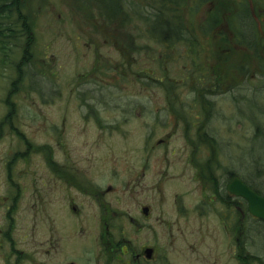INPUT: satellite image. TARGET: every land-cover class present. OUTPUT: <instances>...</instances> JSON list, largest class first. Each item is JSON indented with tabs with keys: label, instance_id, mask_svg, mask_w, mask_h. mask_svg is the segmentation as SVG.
I'll list each match as a JSON object with an SVG mask.
<instances>
[{
	"label": "rangeland",
	"instance_id": "rangeland-1",
	"mask_svg": "<svg viewBox=\"0 0 264 264\" xmlns=\"http://www.w3.org/2000/svg\"><path fill=\"white\" fill-rule=\"evenodd\" d=\"M21 1L33 62L11 96L24 38L0 41V264H242L222 196L264 149L251 150L264 133V0H122L124 21L105 0ZM161 7L183 39L153 35L145 16ZM1 19L20 34L17 12ZM257 33L256 50L245 40ZM246 216L243 244L264 258V221Z\"/></svg>",
	"mask_w": 264,
	"mask_h": 264
},
{
	"label": "trees",
	"instance_id": "trees-1",
	"mask_svg": "<svg viewBox=\"0 0 264 264\" xmlns=\"http://www.w3.org/2000/svg\"><path fill=\"white\" fill-rule=\"evenodd\" d=\"M108 1H110L111 3H109ZM205 1H209V0H205ZM115 2H116V5H114ZM164 2L165 1L162 0V3H164ZM166 3L167 2H165V4ZM21 4H22L21 0H10V2H4V3L0 4V20H2L1 19L2 17H6L7 19L8 18L11 19L14 12H17V17L19 18L18 20H19V22H21V30L19 31L20 32L19 35H17V30L11 24H9L7 26L8 28L6 27L3 29H0V41L2 43H5L6 42L4 39L5 37L8 38L9 40H11L12 38H15L17 36H21V38H24L23 43L25 44L22 46V48H23L22 57L20 58V61L17 62V64H16L18 73H17V77L12 82L13 87L9 93V96H11V94L13 93V90L18 89L17 87H15V85L16 84L18 85V82L24 80V78L26 77L25 67L26 66L29 67L31 62H33V51L31 48H32L35 33L33 31L31 21H29L26 18L25 12H23ZM244 4L246 5V9L248 10V13H249V16L247 19V20H249V23H247V25L249 26V28L251 26L256 27L255 20L252 16V13H251L248 5L245 2H244ZM102 5H103L102 6L103 8L109 9V14H108V10H107L106 15H109V16L112 15V16H114L116 18H120V19L122 18V21H124V18L129 19L131 17V14L123 8L122 0H105ZM167 5H168V3H167ZM167 7L169 8V6H167ZM153 13H154L153 18H150L149 16H145V18H147V20L151 24L150 30H151V32H153L154 36L157 35V36H161L162 38L167 39L170 37V35L172 36V34H174V35L176 34L177 39H183V37H185V33L183 31H181L180 28L177 30V32H175L174 30H173V32H171V29H172L171 23H172V20H174L176 18L175 15H174V19L171 18L167 14V11H165L163 9V7H161V10L159 9L158 12H157V10L155 11V9H154ZM132 16H133V14H132ZM120 19H119V21H120ZM14 22H16V21H14ZM2 24L3 23L0 22V27H2L1 26ZM4 29H6V31H7L6 35L3 33ZM256 32H259L257 30V27H256ZM257 41H258V33H257V36H255L253 39L245 40L246 45L248 47L256 49V50H257V45H258ZM5 48H6L5 46L2 47L3 50H5ZM8 51H9V49L7 50V52ZM8 53H7V55H8ZM221 64L223 66V64H225V62H223ZM208 90H210V89H208ZM205 100H206V102L204 103L203 106H205V118L208 120L210 118V115H211V109L207 107V104H209L208 103L209 101L207 99H205ZM248 100L251 101L252 98H250ZM251 102L254 103V100ZM256 104H259V102L257 103V101H256ZM0 128L2 129L1 125H0ZM201 137H202L203 143H205L206 145L209 144V146L211 148H213V151H215L214 149H216V151H217L218 148L213 146L214 145L213 143L216 141V139L212 138L209 134H208V138L205 136V134H203ZM257 140H264V133L261 136H259V134L256 133V136L254 138V143L251 146L252 152H254L253 149L257 148ZM195 147L197 148V146H195ZM253 161L255 162V164H253L252 168H250L249 170H246L244 173L230 171L229 172V181H231L233 179V177H235V176L240 177V175H241V176H243V179H245L243 181H249L250 183H252L254 186H252L251 184H248V183L247 184L249 186L251 185L250 187L254 191H256L258 194L264 196V194H262V192H264V190H263L264 188L261 187L264 185V149H262L258 154H255ZM214 178H216V177H214ZM250 179L251 180L252 179L257 180V182H259L258 187L256 186L257 183L251 182ZM214 184L219 185V182L217 183V181H216V182H214ZM220 195H222V193H220ZM227 197H228V205H230V206H233V205L242 206V205H244V209L247 213V202L244 199H242L240 197H233L230 194L229 195L227 194V196L225 198H224V196H222V198L224 200H226ZM246 218H247V216L245 217V219ZM235 226H238L237 222H236ZM254 229H259V232H263V234H264L263 229H260L258 227L254 228ZM240 245H241V247H240L239 255H237V256L240 259L242 264H255V263L264 264V258L263 257L258 256L254 253H250L247 250L246 246L243 244L242 237H241ZM259 246H260V244H259Z\"/></svg>",
	"mask_w": 264,
	"mask_h": 264
},
{
	"label": "water",
	"instance_id": "water-1",
	"mask_svg": "<svg viewBox=\"0 0 264 264\" xmlns=\"http://www.w3.org/2000/svg\"><path fill=\"white\" fill-rule=\"evenodd\" d=\"M231 196L241 197L247 202L248 212L255 218L264 221V196L254 191L239 176L233 177L228 185ZM144 213H148V208L144 207ZM153 249H146V255L150 258Z\"/></svg>",
	"mask_w": 264,
	"mask_h": 264
},
{
	"label": "flooded vegetation",
	"instance_id": "flooded-vegetation-1",
	"mask_svg": "<svg viewBox=\"0 0 264 264\" xmlns=\"http://www.w3.org/2000/svg\"><path fill=\"white\" fill-rule=\"evenodd\" d=\"M68 182H70V181H68ZM71 183V182H70ZM229 183H230V181L228 182V184L226 185V187H225V189H224V192H225V197L227 196V194L229 195V191H228V185H229ZM73 184H75L74 186H81L80 185V183H78V181H72V185ZM15 186V184H12V186ZM222 200H223V202L224 201H226V203L228 204V197L226 198V200H224L223 198H222ZM237 208H236V222H237V224H238V226H233V228H234V230H236V233H237V239H236V241H237V243H238V245H237V255H239V251H240V247H241V245H240V242H241V237L243 236V229H244V225H243V223H244V221H245V214H246V211H245V209H244V205H242V206H236ZM78 208H76V206H72V210L73 211H76ZM235 220V219H234ZM104 223L106 224H104L105 225V231L102 233V235H101V242L104 244V246H105V249L103 250V248H100V254L102 255L103 253H106L105 252V250H106V247H108L111 243H113V241H112V237H111V233L109 232V225H110V223L108 222V220H106V219H104ZM234 224H235V222H234ZM110 235V236H109ZM110 237H111V239H110ZM126 247H128L127 245H126ZM149 248H151V247H147L146 249H149ZM146 249H145V251H144V254H145V256H146V259H145V261L147 262V261H150L151 260V257L150 258H148L147 257V255H146ZM153 249V248H152ZM113 251H114V249H113ZM107 254V253H106ZM143 253H140V254H137V255H135L134 256V261H136V263L137 264H139L140 262H144L143 260H144V258H143ZM107 264V263H106ZM108 264H110V263H108ZM132 264H133V260H132Z\"/></svg>",
	"mask_w": 264,
	"mask_h": 264
},
{
	"label": "bare ground",
	"instance_id": "bare-ground-1",
	"mask_svg": "<svg viewBox=\"0 0 264 264\" xmlns=\"http://www.w3.org/2000/svg\"><path fill=\"white\" fill-rule=\"evenodd\" d=\"M233 197H236V196H233ZM241 198V197H240ZM243 199V198H242ZM247 210H248V207H247Z\"/></svg>",
	"mask_w": 264,
	"mask_h": 264
}]
</instances>
